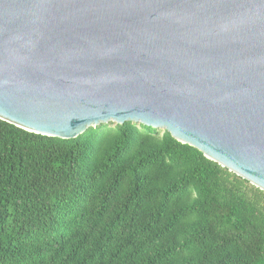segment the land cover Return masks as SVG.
Instances as JSON below:
<instances>
[{"label": "water", "instance_id": "1", "mask_svg": "<svg viewBox=\"0 0 264 264\" xmlns=\"http://www.w3.org/2000/svg\"><path fill=\"white\" fill-rule=\"evenodd\" d=\"M0 120L166 131L264 192V0H0Z\"/></svg>", "mask_w": 264, "mask_h": 264}, {"label": "trees", "instance_id": "2", "mask_svg": "<svg viewBox=\"0 0 264 264\" xmlns=\"http://www.w3.org/2000/svg\"><path fill=\"white\" fill-rule=\"evenodd\" d=\"M0 264H264V192L166 131L0 120Z\"/></svg>", "mask_w": 264, "mask_h": 264}]
</instances>
